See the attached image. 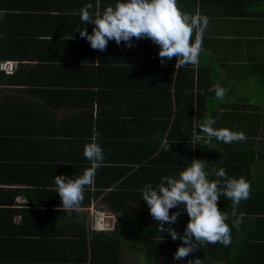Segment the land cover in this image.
<instances>
[{
	"label": "trees",
	"instance_id": "obj_1",
	"mask_svg": "<svg viewBox=\"0 0 264 264\" xmlns=\"http://www.w3.org/2000/svg\"><path fill=\"white\" fill-rule=\"evenodd\" d=\"M17 1L0 0L3 13L0 59L36 62L22 64L12 76L0 73L1 94L21 91L29 98L0 99V264H122L121 236L117 230H94L89 234L85 228L77 232L70 224L62 226L55 222L56 215L78 213L76 210L67 212L62 201L56 200L61 198L56 193L54 176L81 175L90 167L84 156V145L98 133L105 162L96 171L93 183L96 192L91 194L90 186H85V198L79 209L90 205L93 198L103 196L112 211L125 212L120 223L139 224L137 219L129 217L130 205L133 194L140 196L146 183L155 184L162 175L178 174L193 158L206 160L209 174L231 167L239 156L232 149L238 141L224 143L213 137L211 144L205 143L208 137L200 131V124L211 116L217 118L214 127L238 131L243 121L251 119L255 126L251 136L256 139L263 118L259 101L251 95L250 89L249 99L232 101L238 84L232 85L220 68L235 71L241 68L242 74L236 75L234 81H243L248 86L251 80L264 86V54L253 53L246 58L239 54V60L230 54L226 56L218 49L238 43L220 38L213 25L252 22L259 29L248 36L251 45L264 46V0H178L180 9L204 14L209 20L198 62L181 66L173 56L161 63L159 46L148 38H133L132 47L109 41L104 51L90 47L93 61L98 59L97 66L90 67L91 75L98 80L92 86L65 83L66 78L76 72L77 68L75 71L73 68L84 62L81 59L67 58L54 64L44 53H38L34 59L36 49L41 51L45 45L61 46L68 52L81 44L89 45L75 31L83 26L78 13L89 0H55L60 1L55 12L63 32L49 36L48 40L41 38L46 33L36 31L33 22L35 18H43L42 13H51L50 10L25 6L19 14V8L12 5ZM92 2L102 6L104 0ZM21 21L29 23L28 27H21ZM85 27L91 32L93 25ZM243 41V38L238 39L239 43ZM88 70L84 72L90 75ZM54 77L59 78L58 82L51 81ZM217 83L227 90L223 100L209 91ZM10 87H23V90L15 91ZM65 96L80 99L72 102L78 112L73 117L58 120L48 111L55 98ZM32 98L44 106L38 108ZM85 99L88 100L85 102ZM239 112H243L241 116ZM194 134L199 135L200 140ZM244 134L250 137L248 132ZM165 143L169 144L168 150ZM255 151L252 149L253 157ZM103 177L109 179L104 182ZM120 179L124 181L117 184ZM18 197L28 202L19 203ZM118 199L122 201L120 205L116 204ZM42 206L47 210L42 211ZM55 207L62 211L52 210L57 209ZM175 210L171 209L170 213ZM160 239L150 243L168 250L170 255L164 263L174 264L173 254L181 241ZM197 251L191 259L197 256ZM182 259L186 264L189 256ZM212 259L208 256L201 260L210 264L215 262Z\"/></svg>",
	"mask_w": 264,
	"mask_h": 264
},
{
	"label": "clouds",
	"instance_id": "obj_2",
	"mask_svg": "<svg viewBox=\"0 0 264 264\" xmlns=\"http://www.w3.org/2000/svg\"><path fill=\"white\" fill-rule=\"evenodd\" d=\"M78 15L83 26H78L75 31L93 49L104 51L109 41L132 47L133 38H148L159 46L161 63L175 56L176 63L178 61L181 66L198 62L209 22L204 14L180 9L178 0H104L102 6L89 0ZM2 16L0 12V18ZM87 24L93 25L91 32L85 27ZM71 37L72 34L68 38ZM209 91H214L215 97L223 100L227 90L217 83ZM216 120L208 116L200 124V131L208 137L205 143L211 144L213 137L224 143L246 139L243 132L214 127ZM98 135L84 145V156L90 167L81 175L54 176L56 193L64 209L78 210L81 207L85 186L94 183L97 169L105 162ZM194 135L200 140L199 135ZM164 147L168 150L169 144L165 143ZM215 176L216 179L209 178L206 160L193 158L178 174L162 175L158 183L148 182L140 190V198L156 221V231L167 232L173 240L181 241L173 254L174 264H185L182 258L194 254L205 244L229 246L232 229L238 230L243 222L244 214L238 213L237 209L241 200L250 198V182L243 176H228L224 168L216 170ZM221 195L232 201L230 213L218 207ZM171 209L176 210L170 213ZM182 214H186L188 220L181 233L172 225ZM186 264H204V260L193 255Z\"/></svg>",
	"mask_w": 264,
	"mask_h": 264
},
{
	"label": "crops",
	"instance_id": "obj_3",
	"mask_svg": "<svg viewBox=\"0 0 264 264\" xmlns=\"http://www.w3.org/2000/svg\"><path fill=\"white\" fill-rule=\"evenodd\" d=\"M11 5V3H10ZM12 5H16V8H19L17 13L22 14L21 7L27 8H35V9H46L50 10L51 13L48 15L45 13L43 18H35L33 25L37 28L36 31L46 33L42 39L48 40L49 36L52 35H59L61 34V25H59V20L56 19V12L55 10L60 7V1H40V0H19L17 2L12 3ZM54 11V12H53ZM36 14H39L36 11ZM45 12V10H44ZM32 13V12H31ZM34 14V13H32ZM41 19V20H40ZM30 21V19H27ZM25 21V20H22ZM19 22L21 27H28L29 23L24 24V22ZM35 23V24H34ZM40 28L38 29V27ZM60 26V28H59ZM256 24H252V22H241V21H230L228 23H221L218 22L217 24L213 25V29L220 38H228L232 40H236L238 44H230L229 46H225L224 49H218L221 53L230 54L232 57L236 58L237 60L241 59L239 54H243L244 58L251 56L253 53L262 52L264 54V46H254L251 45V39L248 37L249 35L252 36L253 32L258 31L256 29ZM68 32V31H66ZM244 39L243 42L239 43L238 39ZM77 42V41H76ZM36 58L38 53L43 54L46 57L52 58L54 64L55 62L64 60V59H74L78 60L81 59L84 62L79 65L76 72H73L71 76L66 78V84H83L92 86L95 84L94 82L98 81L95 79L91 74L92 71L90 70L91 66H97L98 59L95 58L93 61L91 55V48L89 45L77 46L74 49L70 50L69 52L67 49L56 46V45H48L44 46V48L40 51V49H36ZM215 50V49H214ZM48 54V55H45ZM248 55V56H246ZM26 56V55H24ZM3 60V59H2ZM4 61H14L18 62V68L21 67L22 64H35L36 61H25L17 59H5ZM21 62V63H20ZM93 64V65H92ZM89 68V74H86L84 70ZM222 70V75L231 81L230 83L238 84L235 89L234 97H231L232 101H242L249 99V92L244 87L246 83L243 84L242 82L234 81L236 79V75H241L243 70L240 69H224ZM229 70V73L227 71ZM18 71V70H17ZM91 71V72H90ZM240 71V72H239ZM59 78H52V82ZM50 82V83H52ZM60 82V81H59ZM62 82V81H61ZM60 84H63L60 83ZM241 84V85H239ZM243 84V85H242ZM12 90H23V87H10ZM19 92V91H18ZM251 96V95H250ZM5 97V98H4ZM28 98L27 93L19 92H8V93H0V99H15V98ZM67 97V98H66ZM90 97V95L88 96ZM7 99V100H8ZM73 99L78 98H69L68 96L57 97L53 100V107H50L49 113L58 118V120H63L65 118L75 116L76 112H78V107L75 106ZM251 99H254L251 97ZM32 101H36L38 104V108L44 106V103H41L36 98H32ZM80 100V99H79ZM78 100V101H79ZM88 100V99H87ZM85 99V102L87 101ZM59 101V102H58ZM76 102V101H75ZM94 109L97 112V101H94ZM78 104V102L76 103ZM242 111V110H241ZM260 114L262 115V125H260V131L256 139H252V134L254 131L253 122L251 119L243 121L239 125L238 131H242L244 133L249 134L250 137H246L245 140H241L236 142V145H232V149L235 154H238L234 159V164L231 167H225L228 176L230 177H240L243 176L248 180L251 184V195L250 198L247 200H241L238 205V213H243V222L240 224L239 229H232L231 237L232 242L229 246L225 247L220 243L215 244H205L203 247L198 248L197 256L200 259L207 258L208 256L212 259L210 264H219L221 261H229L228 263L223 262V264H264V105L260 104ZM240 116L243 112H239ZM238 114V113H237ZM236 116V115H234ZM238 116V115H237ZM244 116V115H243ZM235 125L237 126V122L235 120ZM256 149V156H252V149ZM53 178V177H52ZM51 178V179H52ZM210 179H216L215 173L209 174ZM108 178H102L105 180ZM121 180V181H120ZM118 180V183L124 181V179ZM88 187V186H87ZM90 189V193L93 194L96 192V188L93 184L88 187ZM50 200H54L50 198ZM57 201H61L60 199H56ZM119 200V199H118ZM17 202L19 203H27L28 200L24 199L23 197H18ZM122 202V201H121ZM120 200L117 201V205L121 204ZM114 207V206H113ZM118 206H116L117 208ZM218 207L225 211L231 212L232 208V201L221 195L220 201H218ZM57 208V207H55ZM119 208V207H118ZM42 211L47 210L46 207H40ZM110 206L103 201V196L99 198H93L91 200L90 205L85 206L81 209L76 210L77 215L66 216L62 217L56 215L55 222H60V225L64 226L65 224H70V227H73L77 232H82L83 228H85L86 233H91L94 230H104L108 232H113L117 230L118 234L121 236V256H122V264H168L164 263L167 261L168 255H170L165 249L161 247H155L154 244L150 243L151 240H161L160 238L163 237V240H171L174 241L167 232L159 233L156 231V221L151 217L149 213V209L146 203L140 198L139 195L132 196L129 217L133 219H137L139 224H124L122 221L120 223V219L124 215V211L117 209V211L109 210ZM56 211H62V209H52ZM68 212V210H67ZM128 219V217L126 218ZM188 217L186 214H182L177 218V221L172 227H174L177 231L183 232V228L185 223L187 222ZM119 223V224H118ZM230 223V221H229ZM84 224V226H83ZM59 225V226H60ZM109 227V228H107ZM107 228V229H106ZM132 228V229H130ZM72 230V229H71ZM131 230V231H130ZM131 232V233H130ZM89 233V234H90ZM154 236V237H152ZM150 237V238H148ZM180 241V240H179ZM244 246V248H243ZM192 254L189 255V260L191 259ZM170 261V260H169Z\"/></svg>",
	"mask_w": 264,
	"mask_h": 264
},
{
	"label": "rangeland",
	"instance_id": "obj_4",
	"mask_svg": "<svg viewBox=\"0 0 264 264\" xmlns=\"http://www.w3.org/2000/svg\"><path fill=\"white\" fill-rule=\"evenodd\" d=\"M248 82H249V85L246 86L245 89H247L248 91L250 89L251 95H254L256 97L257 101H259L260 104L264 105V86H260V85H258L257 82H254L251 80ZM107 228H109V227H107Z\"/></svg>",
	"mask_w": 264,
	"mask_h": 264
},
{
	"label": "built area",
	"instance_id": "obj_5",
	"mask_svg": "<svg viewBox=\"0 0 264 264\" xmlns=\"http://www.w3.org/2000/svg\"><path fill=\"white\" fill-rule=\"evenodd\" d=\"M18 70V62L4 61L0 59V73L6 76H12Z\"/></svg>",
	"mask_w": 264,
	"mask_h": 264
}]
</instances>
